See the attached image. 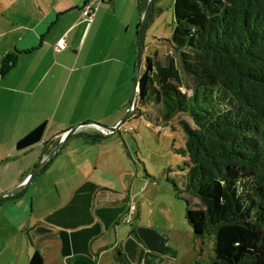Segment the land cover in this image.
Masks as SVG:
<instances>
[{
  "label": "crops",
  "instance_id": "obj_1",
  "mask_svg": "<svg viewBox=\"0 0 264 264\" xmlns=\"http://www.w3.org/2000/svg\"><path fill=\"white\" fill-rule=\"evenodd\" d=\"M45 1V9L38 4L24 24L16 23L13 43L5 52L14 62L0 75V103L5 108L0 136L5 138L4 131L8 137L0 193L20 185L47 156L44 143L58 142L75 124L66 120L72 121L80 102L106 113L99 121L114 126L130 99L137 0L129 13L123 0ZM88 4L93 5L91 21L82 14ZM60 39L65 48L57 52L54 46ZM46 120L38 147L17 151L19 139ZM110 134L86 127L69 137L47 167L56 164L58 184L45 189L37 202L35 194L43 190L34 187L30 214L26 195L0 203V264H28L36 251L43 264H120L117 251L130 264H153L150 258L165 251L162 234L142 225L144 204L153 199L152 186L138 170H128L125 138ZM129 204L136 205V212L127 232L121 225Z\"/></svg>",
  "mask_w": 264,
  "mask_h": 264
},
{
  "label": "trees",
  "instance_id": "obj_2",
  "mask_svg": "<svg viewBox=\"0 0 264 264\" xmlns=\"http://www.w3.org/2000/svg\"><path fill=\"white\" fill-rule=\"evenodd\" d=\"M172 2L164 41L176 61L148 60L139 104L156 108L165 125L179 118L186 160L184 188L174 189L199 200H186V219L196 237L214 236L212 264H264V0ZM147 3L137 0L140 16ZM12 61L2 59L1 76ZM117 260L130 264L120 251ZM28 264L43 257L36 251Z\"/></svg>",
  "mask_w": 264,
  "mask_h": 264
},
{
  "label": "rangeland",
  "instance_id": "obj_3",
  "mask_svg": "<svg viewBox=\"0 0 264 264\" xmlns=\"http://www.w3.org/2000/svg\"><path fill=\"white\" fill-rule=\"evenodd\" d=\"M123 1L127 13L130 9L133 10L135 0ZM38 4L42 9H45V0H0V64L6 54L5 52L13 43L14 35L11 32L16 23L24 24L28 13L35 14L33 9L38 11ZM140 20L141 16L137 10L134 18L135 26L137 24L139 27ZM172 29V0H155L145 33L141 76L145 72L148 60L156 59L162 64L167 63L169 59L176 61L173 50L164 41L171 38ZM137 39L138 37L134 39L135 44H137ZM180 90L187 92L185 88H180ZM112 98H116V96ZM127 108L123 116L127 112ZM4 109L0 103V123L4 119ZM137 109L145 113L141 116H138L137 112L133 113L119 131L110 135L125 138L130 154L125 156L131 165V169L128 168V170H138L140 176L145 178L146 182H150L152 186L153 199L150 205L144 204L142 225L147 228H155L161 233L166 249L165 251L160 250L161 253H156L158 258L151 257V261H149L153 264H212L215 257L214 236H207L203 239L196 237L186 219V200L200 206L199 200L184 193L178 194L174 189V186L180 191L184 188V161L186 160L183 151L185 136L179 126V118L165 125L162 123L156 108H145L138 101ZM72 117V121H69V118L66 120V123L75 122L72 127L86 122L103 124L99 120L106 119V113L94 111L93 106L80 102ZM181 119L187 120L185 116H182ZM1 133L5 138L0 136V165L5 160L4 152L8 147L6 143L8 137L4 131H1ZM38 145L36 144L30 148L35 149ZM88 170L89 168L85 169L86 172ZM60 177L61 174L56 171L55 164L53 168H49L38 175L34 181H31L21 191L17 199L26 195L27 198L24 200H26L28 214L32 212L33 201L30 195L34 191V187L40 186L43 190L42 194L40 192L35 194V202H37V199L44 194L45 189L52 188L54 190V185L58 184L57 181ZM125 217L126 215L122 217L124 224L121 227L123 230L130 232L133 224H126L124 222Z\"/></svg>",
  "mask_w": 264,
  "mask_h": 264
},
{
  "label": "water",
  "instance_id": "obj_4",
  "mask_svg": "<svg viewBox=\"0 0 264 264\" xmlns=\"http://www.w3.org/2000/svg\"><path fill=\"white\" fill-rule=\"evenodd\" d=\"M155 0H148L146 9L141 16L140 24L138 27V39H137V48H136V57H135V68H134V76H133V83H132V92L129 101V106L125 115L119 120V122L114 126H106L104 124L95 123V122H86L80 125H76L66 131L63 135L58 137V143L53 146L47 156L41 160L38 166L33 170V172L17 187L13 188L12 190L5 191L0 193V201L7 200L16 195L17 193L21 192L24 188H26L29 183L40 175L47 167L52 163L53 159L57 155V153L62 149L63 145L71 137L72 135L78 133L81 129L86 127H93L95 129L101 130L104 133H114L119 131L126 121L133 115L135 110L137 109V103L139 101V94H140V83H141V64H142V57L144 52V39L145 33L147 29L148 20L153 9V4ZM47 126V121H44L24 137H22L16 144V150L21 151L27 148H30L36 144H40L43 141V136L45 133V129ZM52 143V140L45 142L44 144ZM44 145V146H45Z\"/></svg>",
  "mask_w": 264,
  "mask_h": 264
},
{
  "label": "built area",
  "instance_id": "obj_5",
  "mask_svg": "<svg viewBox=\"0 0 264 264\" xmlns=\"http://www.w3.org/2000/svg\"><path fill=\"white\" fill-rule=\"evenodd\" d=\"M92 4H88L85 9L83 10V16L91 21L92 20V17H93V8H92ZM55 48V51L57 52H60L62 51L64 48H65V42H64V39H60L54 46ZM136 212V205L135 204H129L128 206V209H127V212L125 213L126 217L124 219V222L126 224H132L133 222V217H134V214Z\"/></svg>",
  "mask_w": 264,
  "mask_h": 264
},
{
  "label": "flooded vegetation",
  "instance_id": "obj_6",
  "mask_svg": "<svg viewBox=\"0 0 264 264\" xmlns=\"http://www.w3.org/2000/svg\"><path fill=\"white\" fill-rule=\"evenodd\" d=\"M58 143V142H57ZM53 146H55V145H53ZM50 149V148H49Z\"/></svg>",
  "mask_w": 264,
  "mask_h": 264
}]
</instances>
